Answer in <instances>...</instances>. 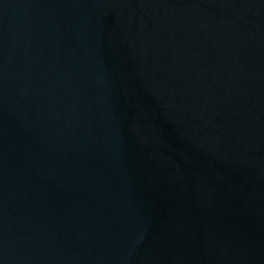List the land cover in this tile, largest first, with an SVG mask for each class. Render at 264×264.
<instances>
[{"label": "water", "instance_id": "obj_1", "mask_svg": "<svg viewBox=\"0 0 264 264\" xmlns=\"http://www.w3.org/2000/svg\"><path fill=\"white\" fill-rule=\"evenodd\" d=\"M0 264H264V0H0Z\"/></svg>", "mask_w": 264, "mask_h": 264}]
</instances>
